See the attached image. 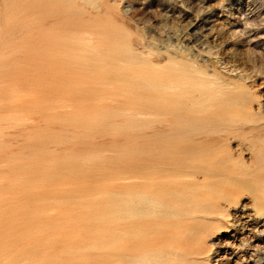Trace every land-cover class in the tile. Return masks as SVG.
Here are the masks:
<instances>
[{
	"label": "rangeland",
	"instance_id": "374dc122",
	"mask_svg": "<svg viewBox=\"0 0 264 264\" xmlns=\"http://www.w3.org/2000/svg\"><path fill=\"white\" fill-rule=\"evenodd\" d=\"M109 6L126 33L154 50L172 48L232 81L246 97L238 101L240 116L248 111L264 122V0H109ZM17 43L25 46L12 52ZM14 44L0 38V264H78L80 207L91 204V213L112 218V173L132 144L139 147V137L129 127L125 133L111 132L122 126L120 117L105 115L141 111L142 101H95L92 84L81 88L36 81L30 42ZM68 63L45 68L90 76L75 73L84 68ZM237 142L231 140L229 147L239 173L225 180L246 186L222 219L224 227L206 236L212 249L207 264H241L237 256L244 250L264 252V159L256 162L254 153L243 150L238 160ZM167 212L146 215L141 243L129 242L127 249H140L151 264H189L182 261L190 244L180 240L182 235L161 244L168 236L162 217L167 215L166 223L177 218ZM102 231L103 250L116 251L108 230ZM233 249L239 253L229 258ZM136 261L126 257L102 264Z\"/></svg>",
	"mask_w": 264,
	"mask_h": 264
},
{
	"label": "bare ground",
	"instance_id": "6f19581e",
	"mask_svg": "<svg viewBox=\"0 0 264 264\" xmlns=\"http://www.w3.org/2000/svg\"><path fill=\"white\" fill-rule=\"evenodd\" d=\"M114 12L109 0H0V38L13 44L30 42L36 81L49 79L81 84V88L92 84L95 101H142L141 111L105 115L120 117L122 126L111 132L125 133L130 128L139 137V147L132 144L130 154L112 173V218L91 213V204L80 207L78 264L126 257L137 259L135 264H151L140 249L130 253L127 247L132 241L141 243L142 228L148 223L145 216L157 211H171L177 217L170 223L165 222L166 214L162 217V230L168 232L162 246L182 235L180 240L190 243L182 261L207 264L212 249L206 245V236L224 227L222 219L237 201V192L246 186L225 180L239 173L229 143L238 139V160L243 150H249L254 161H262L264 122L248 111L240 116L238 101L246 97L232 81L172 48L154 50L126 33ZM24 46L17 43L11 50ZM71 56L73 61H66ZM67 62L84 68L75 73L84 71L90 76L45 68ZM245 217L250 221L248 214ZM170 226L182 230L174 232ZM102 230H108L116 251L103 250L106 232ZM238 253L233 249L229 258ZM237 259L241 264H264V252L250 248Z\"/></svg>",
	"mask_w": 264,
	"mask_h": 264
}]
</instances>
